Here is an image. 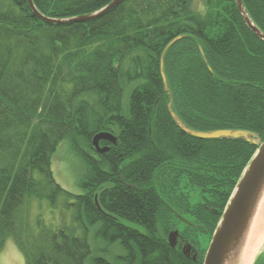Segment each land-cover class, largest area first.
<instances>
[{"label": "trees", "instance_id": "16d2710c", "mask_svg": "<svg viewBox=\"0 0 264 264\" xmlns=\"http://www.w3.org/2000/svg\"><path fill=\"white\" fill-rule=\"evenodd\" d=\"M110 1L33 0L54 18ZM242 2L264 32V0ZM177 35L163 67L178 117L193 129H246L263 139L264 42L233 0H122L65 24L40 20L27 0H0V248L11 237L24 264H84L96 225L102 247L92 264H201V253L187 258L167 234L209 240L256 146L194 138L173 122L159 63ZM100 131L117 137L100 142L104 153L91 144ZM62 140L84 165L81 194L53 176ZM41 200L70 209L72 224L32 222V202ZM111 246L119 249L113 261ZM253 264H264V251Z\"/></svg>", "mask_w": 264, "mask_h": 264}, {"label": "water", "instance_id": "95a60500", "mask_svg": "<svg viewBox=\"0 0 264 264\" xmlns=\"http://www.w3.org/2000/svg\"><path fill=\"white\" fill-rule=\"evenodd\" d=\"M236 8L246 25V27L262 42H264V32L253 22L249 16L242 0H233ZM32 12L40 20L50 24H65L69 22H79L94 19L116 7L122 0H111L100 9L75 15L67 18L48 17L41 13L35 6L33 0H27ZM183 35H177L171 39L163 49L160 57L159 72L161 75L163 89L168 96L167 110L176 126L187 135L199 139H229L243 140L256 146V151L245 166L239 177L223 211L221 217L212 232L208 247L206 248L202 264H237L239 256L243 250L248 234L254 219L257 216L261 201L264 197V138L257 132L246 129H213L197 130L187 126L175 113L172 108L171 93L163 67V56L166 50L180 40ZM203 56V51L199 47ZM101 141L111 144L117 143V137L108 131L95 133L91 138L92 147L97 153L106 152L109 147L101 146ZM213 212V210H211ZM179 236L178 229H171L167 234V241L171 247H175ZM191 245L186 242L182 246V252L189 256ZM195 259V253L192 256Z\"/></svg>", "mask_w": 264, "mask_h": 264}, {"label": "rangeland", "instance_id": "374dc122", "mask_svg": "<svg viewBox=\"0 0 264 264\" xmlns=\"http://www.w3.org/2000/svg\"><path fill=\"white\" fill-rule=\"evenodd\" d=\"M197 4V1H195L194 6L196 7ZM134 85L135 83H132L125 89L123 97L124 107H127L128 93ZM51 169L56 182L65 190L72 194H81L83 192L79 183L81 176L84 173V165L74 152H72L67 140H62L57 145L56 150L51 157ZM31 214L32 222L37 218L46 224L59 225L62 221L67 225L72 224V213L70 209H64L60 206L52 209L46 200L32 202ZM96 228L97 226L95 225L89 229L88 240L91 246V254L87 257L84 264H92L91 258L101 254L97 249H100L102 246L95 242L93 237ZM209 241L210 239H204L205 248L208 247ZM109 250L112 251V254H105V257L110 261H113V253L115 254V252H119V249L117 246H111ZM263 251L264 244L260 246L257 256L261 255ZM0 264H24L23 255L11 237L6 238L0 248Z\"/></svg>", "mask_w": 264, "mask_h": 264}, {"label": "bare ground", "instance_id": "6f19581e", "mask_svg": "<svg viewBox=\"0 0 264 264\" xmlns=\"http://www.w3.org/2000/svg\"><path fill=\"white\" fill-rule=\"evenodd\" d=\"M264 244V197L253 221L237 264H253L260 246Z\"/></svg>", "mask_w": 264, "mask_h": 264}, {"label": "flooded vegetation", "instance_id": "af4514ba", "mask_svg": "<svg viewBox=\"0 0 264 264\" xmlns=\"http://www.w3.org/2000/svg\"><path fill=\"white\" fill-rule=\"evenodd\" d=\"M100 145L101 146H104L101 143H100ZM106 145L109 146L108 144H106ZM204 239H205V237H201V244L198 245L196 243H193V242L188 241L189 238L187 236H185L184 234H182V233L179 232V236H178V239H177L176 246H178L180 248L181 252H182V246L184 245V243L188 242L191 245V251L189 253V256H186L185 254L184 255L187 258L192 259V256L195 253V259L194 260L192 259L193 261H195L196 258H197V256L201 253V264H202L203 257H204L205 251H206V248L204 247Z\"/></svg>", "mask_w": 264, "mask_h": 264}, {"label": "clouds", "instance_id": "9594fccd", "mask_svg": "<svg viewBox=\"0 0 264 264\" xmlns=\"http://www.w3.org/2000/svg\"><path fill=\"white\" fill-rule=\"evenodd\" d=\"M204 9H201V11H203Z\"/></svg>", "mask_w": 264, "mask_h": 264}]
</instances>
